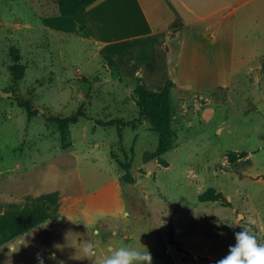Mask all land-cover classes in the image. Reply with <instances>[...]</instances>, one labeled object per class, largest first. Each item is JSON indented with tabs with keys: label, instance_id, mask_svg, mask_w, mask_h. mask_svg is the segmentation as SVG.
Here are the masks:
<instances>
[{
	"label": "rangeland",
	"instance_id": "374dc122",
	"mask_svg": "<svg viewBox=\"0 0 264 264\" xmlns=\"http://www.w3.org/2000/svg\"><path fill=\"white\" fill-rule=\"evenodd\" d=\"M97 1L110 31L54 0H0V215L59 196L58 217L0 245V264H94L85 241L100 256L144 246L152 264H216L242 228L264 243V0ZM167 27L177 67L159 155L132 95L162 89L133 74L153 43L110 41ZM76 113L62 148L53 119Z\"/></svg>",
	"mask_w": 264,
	"mask_h": 264
},
{
	"label": "trees",
	"instance_id": "16d2710c",
	"mask_svg": "<svg viewBox=\"0 0 264 264\" xmlns=\"http://www.w3.org/2000/svg\"><path fill=\"white\" fill-rule=\"evenodd\" d=\"M95 2L96 0H54L60 15L66 17L83 14ZM10 54L13 62L12 78L16 81L21 80L24 76V66L20 64L19 52L17 49H12ZM111 66L118 71L113 60H111ZM173 84V81L168 79L163 89L158 92L147 89L143 84H138L132 91L133 99L141 115L158 135L157 153L159 155L171 149L168 122L171 114L170 89ZM17 102L26 110L28 118L37 114V111L31 108L29 101L18 98ZM78 117L79 113H76L69 117L53 119L59 130L62 148H69L71 145L67 141L68 125L76 122ZM117 132L121 138V131L118 129ZM58 197L57 192L42 194L36 197L32 204L0 215V245L18 238L47 220L56 219L58 217Z\"/></svg>",
	"mask_w": 264,
	"mask_h": 264
},
{
	"label": "crops",
	"instance_id": "0c3cea01",
	"mask_svg": "<svg viewBox=\"0 0 264 264\" xmlns=\"http://www.w3.org/2000/svg\"><path fill=\"white\" fill-rule=\"evenodd\" d=\"M104 8L101 2L97 1L92 4L83 14L73 16L79 19L80 27L90 28V26H100L102 28H107V30H111L108 28L109 26L105 25V21L103 18ZM86 17L89 19L86 20ZM54 17L51 16L50 20ZM106 20V18H105ZM104 23V24H103ZM105 25V26H104ZM54 27V25H53ZM54 29H57L56 25ZM60 30V29H59ZM170 30L167 28L163 29V31H156L154 29L147 28L141 33L132 34V32L124 33V37L122 38H113V44H119L131 40L137 39H145L147 42L153 43V47L150 49V57H147L144 62L141 64H137L134 68V76H138L143 78V82H147L148 84H159L163 89L164 84L168 79L176 81V75L172 74V71L175 67H177V61H173L172 50L169 48V43L172 41V38H177L178 33L172 34L169 32ZM172 36V37H171ZM129 51H124V54H129ZM114 63L118 66L122 64L121 55H114ZM145 85V84H144ZM146 87V86H145ZM161 89V90H162Z\"/></svg>",
	"mask_w": 264,
	"mask_h": 264
},
{
	"label": "clouds",
	"instance_id": "9594fccd",
	"mask_svg": "<svg viewBox=\"0 0 264 264\" xmlns=\"http://www.w3.org/2000/svg\"><path fill=\"white\" fill-rule=\"evenodd\" d=\"M132 246L109 248L105 255H97L95 243L85 241L80 252L82 259L93 260L94 264H152L151 253ZM50 259H55L54 254ZM38 264H44L43 258L37 254ZM216 264H264V243L258 241L249 228L235 233V245L229 246L228 254L217 260Z\"/></svg>",
	"mask_w": 264,
	"mask_h": 264
}]
</instances>
